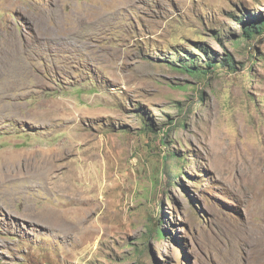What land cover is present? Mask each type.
<instances>
[{"label": "rangeland", "instance_id": "1", "mask_svg": "<svg viewBox=\"0 0 264 264\" xmlns=\"http://www.w3.org/2000/svg\"><path fill=\"white\" fill-rule=\"evenodd\" d=\"M0 264H264V0H0Z\"/></svg>", "mask_w": 264, "mask_h": 264}, {"label": "trees", "instance_id": "2", "mask_svg": "<svg viewBox=\"0 0 264 264\" xmlns=\"http://www.w3.org/2000/svg\"><path fill=\"white\" fill-rule=\"evenodd\" d=\"M262 30H263V22L262 21H257L255 19H252L248 22H243L242 37H244L245 39H252L256 34H261ZM213 54L217 55L216 52H214ZM222 56H223L222 60L220 61L221 64L227 65L231 69L235 68L234 60L232 59V57L229 53H225ZM214 66H215V62L208 63L209 68L214 67ZM185 69L192 71V72H196V71L201 72L200 70H196L194 68L185 67ZM202 72H205V70ZM182 125L184 126V124H182ZM148 231L151 235H153L155 233L159 236H164V234H163L164 230L162 228L149 226Z\"/></svg>", "mask_w": 264, "mask_h": 264}, {"label": "bare ground", "instance_id": "3", "mask_svg": "<svg viewBox=\"0 0 264 264\" xmlns=\"http://www.w3.org/2000/svg\"><path fill=\"white\" fill-rule=\"evenodd\" d=\"M47 158H46V160H45V163H43V161H41V163H40V165L41 166H39L38 167V169L41 167H45V165H47L45 168H46V172H45V174L47 173V172H49L50 171V168H51V160H52V155L51 154H48L47 156H46ZM48 159V160H47ZM37 167V166H36ZM42 168V169H43ZM37 169V168H36ZM6 170V169H5ZM10 170V169H9ZM16 173H17V171H16Z\"/></svg>", "mask_w": 264, "mask_h": 264}]
</instances>
